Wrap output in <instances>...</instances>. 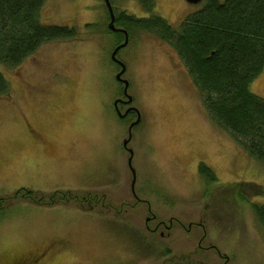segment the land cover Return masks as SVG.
I'll return each instance as SVG.
<instances>
[{
  "label": "rangeland",
  "instance_id": "1",
  "mask_svg": "<svg viewBox=\"0 0 264 264\" xmlns=\"http://www.w3.org/2000/svg\"><path fill=\"white\" fill-rule=\"evenodd\" d=\"M115 1L118 11L146 16L134 0ZM152 1L153 15L175 30L203 4ZM39 21L73 27L75 36L42 45L14 69L1 68L9 90L0 96V198L31 190L78 199L2 204L0 264L57 240L62 248L44 264H264V225L255 212L264 205V164L205 108L173 45L132 29L134 40L116 55L127 67L146 134L134 132L130 164L122 150L113 168V128L101 103L114 83L108 55L118 37L106 31L100 0H46ZM249 91L264 100V68ZM21 113L45 134L49 150L34 148ZM101 194L127 208L78 204L81 196H96L97 203ZM152 215L151 228L171 220L168 238L145 231Z\"/></svg>",
  "mask_w": 264,
  "mask_h": 264
},
{
  "label": "trees",
  "instance_id": "2",
  "mask_svg": "<svg viewBox=\"0 0 264 264\" xmlns=\"http://www.w3.org/2000/svg\"><path fill=\"white\" fill-rule=\"evenodd\" d=\"M45 1L0 0V96L9 90L1 68L14 69L42 45L75 36L73 27L39 21ZM119 15L132 25L137 22L132 16ZM141 28L173 45L205 108L250 157L264 164V100L249 91L250 82L264 68V0H203L201 8L189 14L178 30L159 16L151 17L150 24ZM77 197L61 191L43 195L19 190L9 198H0V209L12 198L54 206ZM87 198L81 196L78 204L89 208ZM255 208L264 225V205Z\"/></svg>",
  "mask_w": 264,
  "mask_h": 264
},
{
  "label": "flooded vegetation",
  "instance_id": "3",
  "mask_svg": "<svg viewBox=\"0 0 264 264\" xmlns=\"http://www.w3.org/2000/svg\"><path fill=\"white\" fill-rule=\"evenodd\" d=\"M110 7L112 9L113 15H114V28L118 29L119 31L117 32H113L110 31L108 29V23H109V13L107 10V7L105 5L104 0H100V4L101 6L104 8V12H105V18L106 20H108L105 28L106 31L115 35L117 38L115 44L113 45V50L121 45L125 38H127V43L126 46H129L130 43H132V41L134 40V38L132 37V33L131 30L132 29H138V30H145L148 31L144 28H141L142 25H144L145 23L150 24V19L151 17H153L154 13H153V1L151 2V0H134L135 3L139 4V6L143 9L144 12H146V16L144 18H135L136 19V23H128L126 21L123 20V16L120 17L119 14L124 13V11H118L116 4H115V0H108ZM183 3L190 5V6H196V5H191L186 3L184 0H182ZM203 2V0L199 3L201 4ZM197 4V5H199ZM196 12V11H194ZM193 12V13H194ZM124 17L126 16H131L128 15L127 13H124ZM153 15V16H152ZM127 18V17H126ZM123 21H120V20ZM91 24H87L86 27L90 28ZM170 26V25H169ZM134 27V28H133ZM179 28V27H178ZM159 29V28H158ZM175 30V29H174ZM178 30V29H177ZM162 31L164 32V29H162ZM151 32V31H148ZM153 33V32H151ZM154 34V33H153ZM156 35V34H155ZM124 48V47H123ZM112 50V51H113ZM111 51V52H112ZM120 51V50H119ZM119 51L116 53V55L119 53ZM111 52L108 55L109 56V60L113 65V71H112V80L114 83L111 84L110 86V91H109V95H107V97H105L103 100V102L101 103V108L104 111V120L105 123H111V127L113 128V130L110 133V137H112L113 139V145L114 148H112V153H113V159H112V165L114 166L113 168H115V163L117 162L118 158L120 157V152L123 150L124 152H126L128 154V159L131 158V141L133 139V134L134 132H137V136H140V139L145 137V126H146V122L144 119L143 114L141 113L138 104H137V97L134 95V93L130 92V88H131V82L130 79L128 77H126L127 74V67L126 65L123 63V61L121 59L116 58V61L111 59ZM120 62L121 64L124 65V73L121 75V79H124L127 81V88L124 89V84L121 81L116 80V75L117 73H119V71L121 70V67L119 65L118 62ZM113 84H115L113 86ZM30 93H36L37 95L43 96V98H48L45 95V92L43 91H31ZM21 115L23 116V123L22 126L26 132V137L29 138L31 140V142L34 144V148H36L37 150L42 151H46L49 150L50 145L47 142V138L45 137V134H43L42 131H40L39 129H37L32 123H30L26 116L24 115V113H21ZM107 126L109 127L110 125L107 124ZM110 128V127H109ZM122 137L120 138V134H122ZM119 143H121V147L119 145ZM121 152L124 153V152ZM111 153V155H112ZM126 154V155H127ZM131 188V195L134 199H136V197H134V193L132 191V187ZM102 196L98 197L97 203H91L92 200H95L96 198L94 197H89L87 198L88 204H92L89 205V209L92 210L93 208H97V207H103L106 210H115L118 207L122 206L127 208L126 204L127 203H119L117 205H112L110 203H106L105 202V195L101 194ZM136 201H138L136 199ZM141 202V200H139ZM138 201V202H139ZM131 207V206H130ZM147 212H149V209H147ZM155 215H152L150 218L147 217L145 218V231L153 236L155 234H158L159 237L163 238V237H169L170 235V229H171V220L168 221V224H165L164 221H157L156 225L153 226V228H151V226L148 225L149 222H154L155 221ZM189 226L188 229L191 227L192 222H188ZM181 226V225H180ZM162 228L159 232L158 229ZM148 238V237H147ZM153 240H151L150 238H148V244L146 243V247L150 248V242H152ZM200 243H201V239L199 240V244L198 246L200 247ZM63 246V241L61 240H57V241H51L49 242L48 245H45L44 247L40 248L37 252L35 251L33 254H29V255H24V256H17L16 258H12L11 260H9V262L7 264H44L45 261L47 260V258L49 256H51L55 251H57L58 249L60 250ZM209 244L204 248V249H209L211 248L208 247ZM152 247H154L152 245ZM201 248V247H200Z\"/></svg>",
  "mask_w": 264,
  "mask_h": 264
},
{
  "label": "water",
  "instance_id": "4",
  "mask_svg": "<svg viewBox=\"0 0 264 264\" xmlns=\"http://www.w3.org/2000/svg\"><path fill=\"white\" fill-rule=\"evenodd\" d=\"M184 1H185L186 3H188V4H191V5H197V4H199L202 0H184ZM104 2H105V5H106L107 10H108V13H109L108 29H109L110 31L117 32V31H119V30L114 28V24H113V22H114V15H113L112 9H111V7H110L109 1H108V0H104ZM126 43H127V38H125L124 42H123L121 45L117 46V47L111 52V59H112V60L116 61V59H115L116 53H117L120 49H122L123 47H125V46H126ZM117 62H118V61H117ZM118 63H119V65H120V67H121V70L119 71V73H117V75H116L115 78H116V80L121 81V82L124 84V89H126V88H127V81L124 80V79H121V78H120L121 75L124 73L125 68H124V65H123V64H121L120 62H118ZM128 164H130V159L128 160ZM132 174H133V170H132Z\"/></svg>",
  "mask_w": 264,
  "mask_h": 264
}]
</instances>
